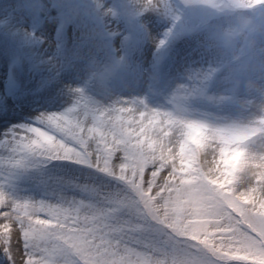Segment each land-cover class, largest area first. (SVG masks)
<instances>
[{
	"label": "snow or ice",
	"instance_id": "6c2138e0",
	"mask_svg": "<svg viewBox=\"0 0 264 264\" xmlns=\"http://www.w3.org/2000/svg\"><path fill=\"white\" fill-rule=\"evenodd\" d=\"M68 91L79 94L71 107L42 112L0 141L8 154L0 163L66 161L119 187L85 175L56 181L38 200L0 190V252L9 264H264V176L238 192L239 173L228 175L219 156L208 171L198 158L189 168L186 131L204 122L137 99L101 107L80 89ZM212 132L218 142L246 135L224 126Z\"/></svg>",
	"mask_w": 264,
	"mask_h": 264
},
{
	"label": "rangeland",
	"instance_id": "374dc122",
	"mask_svg": "<svg viewBox=\"0 0 264 264\" xmlns=\"http://www.w3.org/2000/svg\"><path fill=\"white\" fill-rule=\"evenodd\" d=\"M109 3L115 14L111 30L102 19L89 16L87 22L96 25L98 35L85 37L79 28L66 23L73 7L71 2L59 5V12L45 14L39 0H0V78L5 65L8 72L3 75L7 85L0 97V141L32 124L42 112L63 111L68 105L67 89L80 81L77 69L82 65L77 58L97 48L103 49L101 62L106 66L123 58L128 67L112 68L105 79L89 87V94L100 90L121 100H143L152 109L171 111L176 106L178 85L187 84L190 76L211 72L205 87L182 102L189 116L205 123L243 122L252 117V112L244 110L241 114L236 106L242 95L237 82L246 78L240 66L228 63L222 56L207 54L194 35L196 28L210 18L217 22L215 27L227 22V17L201 8L195 12L197 22L189 28L183 26L186 16L170 27L169 18L163 13L139 15L134 0ZM259 8L245 10L246 16L256 23L264 22V7L257 12ZM14 28L26 30L25 35L16 37ZM258 39H264V34H258ZM161 40L165 43L158 47ZM173 75L178 78L172 79ZM65 76H69V81ZM7 158L8 154L0 149V162ZM85 175L95 176L97 185L119 187L77 165L52 161L45 166L18 169H7L0 163V190L12 199L38 200L56 181L83 180ZM0 264H9L3 252Z\"/></svg>",
	"mask_w": 264,
	"mask_h": 264
},
{
	"label": "clouds",
	"instance_id": "9594fccd",
	"mask_svg": "<svg viewBox=\"0 0 264 264\" xmlns=\"http://www.w3.org/2000/svg\"><path fill=\"white\" fill-rule=\"evenodd\" d=\"M39 2L43 6L41 11L45 14L59 12V5L71 2L73 7L66 23L79 28L85 37L98 35L96 25L87 22L89 16L102 19L109 30L115 18L109 0H39ZM134 3L139 15L154 12L168 16L170 27L175 25L181 16H186L196 23L195 12L201 8L227 17V22L218 26L214 27L217 25L215 20L201 26L194 35L207 54L222 56L230 64L242 68L246 78L237 82L242 89V95L236 101V106L241 114L247 110L253 115L243 122H204L206 127L188 128L185 135L186 145H183L182 149L187 148L189 160L187 166L193 170L197 158L200 169L208 171L213 167L217 156L221 157L228 175L239 173L236 191L246 190L257 174L264 176V39H258V34H264V22L256 23L248 18L245 10L251 8L237 6L239 0H172V3L168 0H134ZM79 9L83 10L78 11ZM102 56L103 49L97 48L95 52L85 53L77 58L82 65L77 69L82 84L67 89L68 105L65 109L71 107L79 95L68 91L69 89L82 90L84 95L101 107H106L113 100L118 99L100 90L94 95L88 92L89 87L105 79L112 68L126 70L128 67L127 60L123 58L117 59L111 66H106L101 62ZM211 74V72L201 74L200 82L189 80L187 84L177 86L176 107L171 112L178 119L196 120L189 116L182 102L202 90ZM228 86L231 84L229 83ZM223 100L224 97L221 96L220 101ZM220 126L235 130L244 129L246 135H236L226 142H218L212 130ZM257 130L259 134H256ZM174 141L175 137L170 143ZM222 144H227L229 147H222Z\"/></svg>",
	"mask_w": 264,
	"mask_h": 264
},
{
	"label": "bare ground",
	"instance_id": "6f19581e",
	"mask_svg": "<svg viewBox=\"0 0 264 264\" xmlns=\"http://www.w3.org/2000/svg\"><path fill=\"white\" fill-rule=\"evenodd\" d=\"M113 24H114V23H113ZM113 24H112V25H113ZM14 29H15V28H14ZM25 31H26V30H24V29H22V28H16V29L13 30L12 32L15 34L16 37H20V36H22V34L25 33ZM24 35H25V34H24ZM6 67H7V65H5L4 70H3V74H2V76H1V78H0V97H2V95H3V91H4V88H5V83H4L5 78L3 77V75H5V73L7 74V72H5V70H7ZM2 77H3V79H2ZM65 80H66V81H69V76H65ZM70 80L73 81V79H72L71 77H70ZM79 80H80V81H79L78 83H75V84H74V87L82 84L81 79H79ZM88 91H90V88L88 89Z\"/></svg>",
	"mask_w": 264,
	"mask_h": 264
},
{
	"label": "trees",
	"instance_id": "16d2710c",
	"mask_svg": "<svg viewBox=\"0 0 264 264\" xmlns=\"http://www.w3.org/2000/svg\"><path fill=\"white\" fill-rule=\"evenodd\" d=\"M261 9H262V7H261V8H259V9H258V11L260 12V11H261Z\"/></svg>",
	"mask_w": 264,
	"mask_h": 264
}]
</instances>
